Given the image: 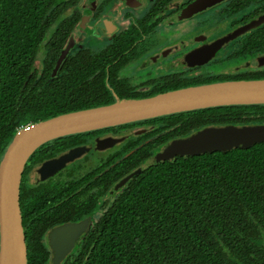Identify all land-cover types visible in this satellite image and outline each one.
Segmentation results:
<instances>
[{"label":"flooded vegetation","instance_id":"1","mask_svg":"<svg viewBox=\"0 0 264 264\" xmlns=\"http://www.w3.org/2000/svg\"><path fill=\"white\" fill-rule=\"evenodd\" d=\"M86 1L71 0L62 14L50 17L34 64L40 70L49 64L51 78L60 77L66 61L76 63V71L86 69L80 86L97 106L213 82L264 79V0H221L188 16L182 10L195 0ZM87 12L89 19L81 22ZM215 13H221L215 24L220 26L198 27V16ZM71 14L76 20L70 26ZM189 21L195 25L180 26ZM225 21L229 26H222ZM250 23L254 25L247 26ZM72 34L74 45L56 69ZM47 44L50 58L42 63ZM224 106L231 105L182 110L68 134L39 145L26 160L19 184L27 256L37 264H64L76 255L101 208L127 184L116 187L134 168L129 170V162L120 168L117 164L132 148L152 147L142 162L146 165L162 147L205 127L253 124L222 122ZM106 138L122 139L107 145L102 143ZM79 148L82 152L73 159L47 163ZM84 220L88 225L71 249L53 262L51 232Z\"/></svg>","mask_w":264,"mask_h":264},{"label":"trees","instance_id":"2","mask_svg":"<svg viewBox=\"0 0 264 264\" xmlns=\"http://www.w3.org/2000/svg\"><path fill=\"white\" fill-rule=\"evenodd\" d=\"M68 4L0 0V160L18 129L97 106L80 86L86 69L79 73L66 61L60 77L51 78L49 64H34L50 17ZM224 108L222 122L264 123V104ZM131 150L117 166L141 170L101 208L64 264H264V141L149 166L142 162L152 147ZM27 264L37 261L28 255Z\"/></svg>","mask_w":264,"mask_h":264},{"label":"water","instance_id":"3","mask_svg":"<svg viewBox=\"0 0 264 264\" xmlns=\"http://www.w3.org/2000/svg\"><path fill=\"white\" fill-rule=\"evenodd\" d=\"M220 1L195 0L182 10V14L188 16ZM88 19L87 12L82 16L81 22ZM74 41L72 34L57 58L56 69L73 47ZM247 104H264V79L213 82L166 91L150 97L118 100L105 105L59 113L18 129L0 160V264H27L26 242L19 207V184L26 160L39 145L68 134L182 110ZM116 139L122 138H112V141ZM102 140V143L107 145L112 143L107 138ZM262 141H264V123L209 126L190 137L177 139L162 147L147 159L146 166L163 160H172L175 156L227 151L234 147H249ZM132 151L130 150L126 155ZM81 152V148L71 149L47 163L55 165L73 159ZM140 170L141 167H138L131 171L119 180L116 187H121ZM87 220L68 223L51 232L53 262L59 261L71 249L75 237L87 227Z\"/></svg>","mask_w":264,"mask_h":264},{"label":"rangeland","instance_id":"4","mask_svg":"<svg viewBox=\"0 0 264 264\" xmlns=\"http://www.w3.org/2000/svg\"><path fill=\"white\" fill-rule=\"evenodd\" d=\"M217 14H221V13L209 14L208 16H204V15L198 16V18L196 19L197 20L198 27H204V26H206V27L220 26V25H215L217 23V20L216 19H218V21H220L219 20V15H217ZM194 25L195 24L192 21H189V22H186V23L181 24L180 26L181 27H188V26L189 27H192ZM222 26L227 27V26H229V24H228L227 21H225V22H223V25ZM90 41L93 43L91 45L93 47H95V44H96L95 40L94 39H90Z\"/></svg>","mask_w":264,"mask_h":264}]
</instances>
